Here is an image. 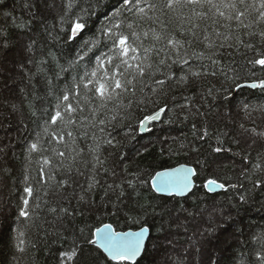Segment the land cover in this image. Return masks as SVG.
Instances as JSON below:
<instances>
[{"label":"snow or ice","instance_id":"snow-or-ice-1","mask_svg":"<svg viewBox=\"0 0 264 264\" xmlns=\"http://www.w3.org/2000/svg\"><path fill=\"white\" fill-rule=\"evenodd\" d=\"M2 5L3 0H0ZM52 6L49 0H24L23 7L28 11V18H17L10 11L4 12L5 23L0 24V89H8L9 82L15 83L13 72L16 70V78L25 82V87L20 88V104L0 98V107L7 106L17 112L22 105H26L32 117H47L40 126L41 131L35 134L26 148L28 166L32 163L33 154L41 156L39 180L36 181L41 188L33 186L26 167L25 195L21 197L22 204L18 210V217L25 221H32L33 216L38 219L42 204L47 207L48 213L58 218L74 216L75 213H70L66 207L49 206L46 198H57L66 192L71 186L73 173L83 175L81 167L93 170L88 191L100 184L96 179L100 171L116 176L115 168L104 167L105 152L109 157L115 153L119 160H123V156L117 152L120 141L113 132L117 126L131 127L130 123L125 122L133 116L134 108L144 111L151 107L150 112L139 118L140 129L160 121L162 115H167L169 111L167 100L162 104L161 99L168 96L172 83L190 86L198 79L223 75L231 82L225 89L228 94L234 89L244 88L259 89L264 93V0H121L120 6L107 18L109 23L98 29L99 36L93 34L92 38L84 40L76 59L70 61L67 68L59 64L58 58L50 50L45 51L44 43L36 32L37 27H43L44 32L51 36L43 9ZM66 8H73L72 0H67ZM83 11L91 15L88 10ZM67 14L65 11L64 16L60 17L61 24ZM116 17L123 19L120 23H113ZM87 27L85 16H77L69 24L65 40H75ZM101 43L107 51H100L95 56L93 66L85 64L82 71L76 70L85 56L93 49L100 48ZM224 49L236 52L244 50L241 55L245 64L250 66L247 77H243L236 68L229 66L225 70L221 66L224 56L221 50ZM193 59L200 62L198 67L190 63ZM53 64L59 71L53 72ZM69 69L76 74L57 93L54 80ZM257 71L260 76H257ZM207 92L209 96L213 95L212 88ZM49 96L55 100L52 110L38 107ZM223 99L227 100L228 95ZM184 107L181 106L182 111ZM242 110L246 117H251V105L243 104ZM258 110L264 113V105L259 106ZM198 115H202L199 109L193 112L189 108L183 119ZM176 118H179L178 114ZM168 122H173L172 118ZM110 126L113 131H109ZM239 129V138H234L233 143L237 147L246 145V149L241 148L243 166L240 177L251 185V189L239 196V202L247 204L251 191L264 190V128L258 131L256 127L249 128L241 123ZM208 135L207 129H203L199 138ZM221 135L227 136L229 133L224 131ZM81 139L85 141L84 146L80 144ZM89 139L91 144L86 143ZM254 146L260 150L253 158L250 150H255ZM208 147L209 156L231 151L223 147L219 136L217 146L209 144ZM108 148L112 151L109 152ZM193 151L197 154L200 152L199 149ZM194 163L195 166L181 164L156 171L154 175L133 172L121 166L124 176L121 184L116 185L119 193L112 214L124 212L126 220L138 225V230L118 231L110 223L87 229V234L85 228H80L78 236L73 233L63 237L69 247L59 252V264H101V261L103 264H139L147 252L146 239L152 227L146 217L159 213L157 206L150 201H137L133 208H121L119 204L126 195L125 188L131 190L128 195L139 196V189L143 188L169 196L184 195L193 191L202 171H209L210 176L203 181V187L209 192L225 189L226 183L216 175L218 169L212 168L214 161L205 157ZM10 171L0 161V180ZM57 173L60 174L59 179ZM145 176L149 178L145 179ZM238 187L244 189V184L227 183V188ZM108 188L115 191L113 185H108ZM40 191L43 192L42 196L38 195ZM80 200L83 202L84 197L81 196ZM35 226L39 227L38 224ZM214 231L213 228H206L200 235L207 233L211 236ZM23 236L24 232L18 229L15 247L20 252L24 251L20 247L24 243L20 239ZM253 238L260 245V252L257 253L259 264H264V233ZM208 264L217 262L209 256Z\"/></svg>","mask_w":264,"mask_h":264},{"label":"trees","instance_id":"trees-1","mask_svg":"<svg viewBox=\"0 0 264 264\" xmlns=\"http://www.w3.org/2000/svg\"><path fill=\"white\" fill-rule=\"evenodd\" d=\"M72 2L73 8L67 9V0H54V2L49 0L53 6L43 9L51 36L44 32L43 27L36 28L41 42L44 43L45 51L50 50L58 58L59 64L66 68L70 61L76 59L83 41L92 38L93 34L99 36L98 29L109 23L107 18L111 17L121 4V0H99V3L97 0H72ZM23 3L24 0H3V5L0 6V24L5 23L2 13L9 11L17 18L27 19L28 11L23 7ZM85 9L91 13L90 16L83 11ZM65 11L68 14L61 24L60 17L64 16ZM81 15L88 20L87 29L75 40H65L64 37L69 33V24ZM122 19L116 17L112 22L120 23ZM10 22L9 20L8 23ZM100 51H107L103 43L100 48L89 52L76 70L82 71L85 64L89 67L93 66L95 56L99 55ZM221 51L224 52L221 66L225 70L229 66L236 68L243 77H247V69L250 66L245 64L241 55L244 50ZM248 55L251 56V53ZM190 63L193 67H198L200 62L193 59ZM204 63L208 62L204 61ZM8 67L11 69L10 63ZM52 70L59 71V68L53 64ZM17 72L18 70L13 72L15 83L9 82L8 89H0V98L19 105L22 98L20 88L25 87V82L16 78ZM75 74L72 69L60 73V77L54 80L57 93ZM257 76H260L259 71ZM230 83L223 75L198 79L190 86L172 83L168 96L161 99L162 104L165 99L167 100L168 114L163 116L160 123L151 125L148 134L140 131L138 121L151 111V107L144 111L134 108L133 116L125 122L130 123L131 127L117 126L113 132L120 141L117 152L119 156H123V160H119L115 153L111 157L107 152L104 153L106 158L104 167L115 168L117 175L112 176L100 171L96 174L100 184L88 191L93 170L90 167H81L83 175L74 172L71 186L66 192L57 198H46L49 206L66 207L75 215L58 218L48 213L47 207L42 204L39 218L33 216L32 221L19 218L18 210L22 204L21 197L25 195L23 188L26 167L33 186L37 189L41 188V185L36 183L39 180L41 156L33 154L32 163L28 166L25 159L26 148L35 134L41 131L40 126L47 117H32L26 105H22L17 112H13L7 106L0 107V148L3 149L0 153V161L11 170L0 180V264H59V252L69 247L63 237L71 236L73 233L78 236L80 228H85L87 234V229L110 223L118 231L138 230V225L126 220L124 212L112 214L113 204L117 203L119 193L116 185L121 184V178L124 176L121 166H126L133 172L142 171L154 175L156 171L174 168L181 164L195 166L194 162L197 159L205 157L209 161H214L212 168L218 169L216 175L220 177L221 182L226 183L225 190L221 193L211 194L203 187V181L210 176L209 171L201 172L194 191L187 198L159 196L147 188L139 189V196L128 195L131 190L125 188L126 195L119 204L121 208L125 206L133 208L137 201L140 203L150 201L157 206L159 213L146 217L152 227L147 252L139 260V264H208L209 256L217 264H259L257 253L260 252V245L253 237L264 233V190L251 191L247 204L239 202V196L245 194V190L251 189V185L240 177L243 166L241 148L246 149V145L241 144L237 147L233 139L239 138L237 134L241 123L249 128L256 127L258 131L264 128V113L258 110L259 106L264 105V93L260 90L244 88L234 89L228 94L225 89ZM209 88L213 89L212 96L208 95ZM225 95H228L227 100L223 99ZM245 103L252 106L250 118L246 117L242 110V105ZM54 104V98L49 96L41 101L38 107L51 111ZM181 106H185L184 111L181 110ZM189 108L193 112L199 109L202 115L190 116L188 120H184L183 115ZM177 114L179 118H176ZM169 118H172L173 122L169 123ZM194 124L195 128H193ZM203 129H207L209 135L200 139ZM109 131H113L111 126ZM224 131L229 135H221ZM218 136L223 141V147L230 148L231 151L209 156L208 145L217 146ZM86 143L91 144L92 141L89 139ZM80 144L84 146L85 141L81 139ZM193 149H199V154ZM254 149L250 150L253 158L256 156V151L260 150L258 146H254ZM108 151L112 149L108 148ZM237 153L241 154L237 155ZM59 178L60 174L57 173V179ZM148 178L149 176H145V179ZM227 183H243L244 189L227 188ZM108 185H113L115 191L109 189ZM38 195L42 196L43 192H38ZM81 196L84 197L83 202L80 200ZM131 214L135 215V213ZM37 224L39 227L35 226ZM206 228H213L215 231L211 236L207 233L201 236L200 233ZM18 229L24 232V236L20 237L24 241L20 245L24 249L23 252L15 247L18 243Z\"/></svg>","mask_w":264,"mask_h":264},{"label":"water","instance_id":"water-1","mask_svg":"<svg viewBox=\"0 0 264 264\" xmlns=\"http://www.w3.org/2000/svg\"><path fill=\"white\" fill-rule=\"evenodd\" d=\"M253 90V89H252ZM255 90H259V89H255ZM163 116L164 115H162V117H161V120L160 121H156V122H153L152 124H149L148 125V127L147 128H145V129H140V131L143 133V134H148L149 132H150V126L151 125H154V124H157V123H160L161 121H162V119H163ZM177 167H179V166H177ZM195 189V188H194ZM194 189H193V191H194ZM207 190V189H206ZM225 189H216L215 191H213V192H209L208 190V192L209 193H211V194H218V193H221V192H223ZM192 191V192H193ZM192 192H189V193H185L184 195H174L175 197H178V198H187L188 196H190L191 194H192ZM157 195H159V196H164V197H171V196H169L167 193H156ZM149 238H150V234H149V236H148V238L146 239V246H147V243H148V241H149ZM139 259V258H138Z\"/></svg>","mask_w":264,"mask_h":264}]
</instances>
